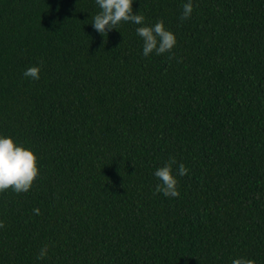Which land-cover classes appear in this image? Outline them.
<instances>
[{
    "label": "trees",
    "instance_id": "obj_1",
    "mask_svg": "<svg viewBox=\"0 0 264 264\" xmlns=\"http://www.w3.org/2000/svg\"><path fill=\"white\" fill-rule=\"evenodd\" d=\"M183 2L134 0L176 37L145 57L95 0H0V135L38 167L0 191V264H264V0ZM170 157L176 197L154 191Z\"/></svg>",
    "mask_w": 264,
    "mask_h": 264
},
{
    "label": "clouds",
    "instance_id": "obj_2",
    "mask_svg": "<svg viewBox=\"0 0 264 264\" xmlns=\"http://www.w3.org/2000/svg\"><path fill=\"white\" fill-rule=\"evenodd\" d=\"M134 0H95L98 11L91 17L92 28L101 36L116 29L121 22H128L135 27V34L141 40V54L145 57L150 54L160 55L165 52L171 56V50L176 44L175 34L164 26L163 20H157L153 24H146L145 17L140 11L133 12ZM193 10V0H185L182 3L180 19H187ZM38 65L28 66L23 71V76L31 80L40 78ZM176 164L175 158L170 157L162 166L154 169L152 175L158 181L154 191L162 193L165 197L179 195L177 176H184L188 169L183 163H179L175 174L172 165ZM38 175L37 157L34 152L24 145L13 140L11 136L0 135V191L11 189L14 192L29 190L33 180ZM39 214L38 208L32 209ZM47 245L39 250L37 259L46 255ZM231 264H255V261L243 256L231 259Z\"/></svg>",
    "mask_w": 264,
    "mask_h": 264
}]
</instances>
